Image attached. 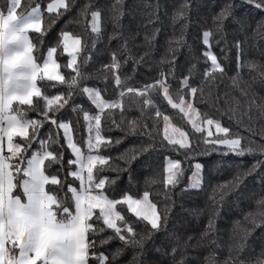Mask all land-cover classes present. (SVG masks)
Returning a JSON list of instances; mask_svg holds the SVG:
<instances>
[{"label":"trees","instance_id":"obj_1","mask_svg":"<svg viewBox=\"0 0 264 264\" xmlns=\"http://www.w3.org/2000/svg\"><path fill=\"white\" fill-rule=\"evenodd\" d=\"M11 1L0 0L1 8ZM51 1L16 6L20 13L42 7V28L30 31L34 57L41 64L48 49L56 50L63 79L40 75V94L11 107L29 123L28 134L16 138L13 193L25 197L22 169L32 154L45 152L51 207L58 220L71 216L82 181L61 124L70 123L74 142L87 152L99 119L104 139L96 148L104 160L88 184L116 201L121 219L117 229L93 210L90 264H264V0H65L49 11ZM65 33L81 39L74 66ZM206 35L219 69L207 55ZM87 87L108 108L100 112ZM186 98L200 116L220 122L226 137L238 138L239 150L196 129L178 106ZM164 116L186 132L187 144L168 139ZM169 160L180 162L172 182ZM197 164L202 177L193 186ZM146 193L157 225L124 201Z\"/></svg>","mask_w":264,"mask_h":264},{"label":"crops","instance_id":"obj_2","mask_svg":"<svg viewBox=\"0 0 264 264\" xmlns=\"http://www.w3.org/2000/svg\"><path fill=\"white\" fill-rule=\"evenodd\" d=\"M18 1L12 0L8 10L0 6V264H90L89 194L85 186L75 193V209L64 220L56 218L51 207L54 197L46 192V184L37 190H24L25 172L21 182L25 197L13 193L16 180L11 160L20 152L16 138L28 134L29 123L14 114L11 107L16 102L30 103L40 94V75L63 79L56 50L48 49L41 64L34 57L30 31L42 28V7L20 13ZM64 5L65 0H53L47 7L56 11ZM63 35L68 63L74 66L81 39L71 33ZM4 153L8 159L3 158ZM80 195L84 197L83 210L76 205ZM12 245L15 253L10 250Z\"/></svg>","mask_w":264,"mask_h":264},{"label":"rangeland","instance_id":"obj_3","mask_svg":"<svg viewBox=\"0 0 264 264\" xmlns=\"http://www.w3.org/2000/svg\"><path fill=\"white\" fill-rule=\"evenodd\" d=\"M64 4V3H63ZM39 6V5H36ZM40 7V6H39ZM92 28L95 31H98L101 25L100 14L95 13L92 17ZM205 43L208 45L207 55L212 61V68L219 69L221 68V64L219 60L216 58L214 51L209 45L208 35L205 36ZM166 92V96L170 99L168 89L163 88ZM86 91L89 96L93 100L94 104L97 105L100 112L104 111L108 108V102L102 97L100 92L96 88L87 87ZM141 93L145 92L142 90ZM147 93V92H145ZM56 100H52L54 102ZM180 109L184 112L185 116L191 121L192 125L198 130H206L210 137L222 136L217 139V141L223 145L231 147L232 149L238 151L240 147V142L238 138L226 137L225 134L227 132L226 128L221 125L217 120L206 119L200 116L191 100V98L181 99L178 103ZM63 132L66 135L67 143L70 148H72L73 152L76 155V163H78V168L75 171L74 175L80 178L82 181V188L85 186V191L88 192L89 196V212L90 215L93 213L94 209H99L103 215V218L107 221V223L114 228L119 229V220L121 219L120 212L116 209V201L108 198L105 193L94 192L91 189V186L88 184L89 179L92 178V170L94 166L98 162H102L104 160L103 157H100L97 153L98 144L104 139L103 136L100 135L97 128L99 125V119L93 125L95 131L93 132L92 138L88 140V151L84 152L73 140V134L71 132L70 123L65 121L62 124ZM165 135L168 137L170 141H175L179 144H187L188 138L186 132L177 127L171 120L170 117L164 116V128ZM224 135V136H223ZM19 154V152H18ZM17 154V155H18ZM46 157L45 152H35L31 158L27 161V166L23 172H25V180L23 181V188L25 191L37 190L40 188L41 184H46L48 179L47 176L43 172V161ZM180 168V162L177 160H169L167 165V174L168 180L173 181L178 175V171ZM201 165L197 164L195 168V172L191 177V185L198 186L201 182ZM103 182H99L96 187H102ZM94 193H92V192ZM78 192V191H77ZM76 192V193H77ZM77 195V194H76ZM84 197L81 199V195L77 196V208L79 210H83L82 201ZM124 201L133 209L138 215H141L148 218L153 225H157L159 223L160 217L158 216V212L156 206L151 202L149 198V194L146 193L141 198L136 197H126Z\"/></svg>","mask_w":264,"mask_h":264},{"label":"built area","instance_id":"obj_4","mask_svg":"<svg viewBox=\"0 0 264 264\" xmlns=\"http://www.w3.org/2000/svg\"><path fill=\"white\" fill-rule=\"evenodd\" d=\"M3 158H4V159H8V158H9L8 154H7V153H4V154H3Z\"/></svg>","mask_w":264,"mask_h":264},{"label":"water","instance_id":"obj_5","mask_svg":"<svg viewBox=\"0 0 264 264\" xmlns=\"http://www.w3.org/2000/svg\"><path fill=\"white\" fill-rule=\"evenodd\" d=\"M11 264H15V263H11Z\"/></svg>","mask_w":264,"mask_h":264}]
</instances>
